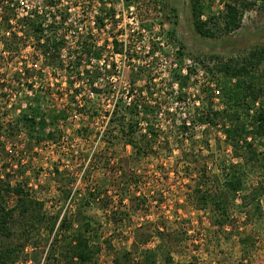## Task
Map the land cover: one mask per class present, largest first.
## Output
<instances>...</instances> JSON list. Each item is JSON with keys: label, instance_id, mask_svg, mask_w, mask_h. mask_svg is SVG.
<instances>
[{"label": "rangeland", "instance_id": "374dc122", "mask_svg": "<svg viewBox=\"0 0 264 264\" xmlns=\"http://www.w3.org/2000/svg\"><path fill=\"white\" fill-rule=\"evenodd\" d=\"M134 1L141 26L149 33L144 44L149 42L153 51H159V66L152 69L153 63L142 64L141 47L136 56L131 54L138 59L139 69L132 70L136 64H130L123 72V83L132 87L137 96L133 104L137 105L140 132L149 135L150 129L158 134L153 143L156 155L132 159V150L123 144L117 126L109 122L102 131L103 121L95 116V108L104 105L105 97L96 105L86 100L84 108H78L66 95L67 85L63 86L60 80L65 73L50 65L44 56L41 45L46 41L43 39L42 44L37 41L27 21L32 18L5 22L1 8L5 4L0 0V177L5 178L1 180L21 183L34 198L43 201L49 215L61 211L62 217L67 213L71 227L64 232L54 231L59 241L57 248L72 240L81 224L89 223L90 242L101 248L93 264H112V253L104 248L105 240L115 250L132 251L134 262L142 264L140 246L137 252L131 248L134 237L156 229L183 233L182 241L170 249L171 264H264V160L255 158L254 164L245 166L243 193L235 195L229 212L232 224L219 230L212 224L211 213L196 210L192 195L196 174L192 170L190 176L185 174L180 158L190 149L192 153H200L201 161L206 158L208 177L218 179L217 183L205 180V186L214 189L221 187L223 169L230 164H243L246 156L238 151L241 157L235 158L219 126L196 125L191 130L192 138L190 131L181 134L178 128L183 121L190 124L195 112L206 111L208 102L203 89L207 85L213 91V110L222 108L220 88L225 83L233 86V81L219 74L211 77L207 68L221 59H241L255 48H264V10L259 8L263 2L260 0L243 12L235 31L225 32L222 22L210 23L214 37L205 38L194 29L190 0ZM199 1L201 19L206 20L222 15L226 4L237 5L244 0ZM25 5L31 9L30 0ZM14 8L22 9L20 5ZM21 14L24 16V11ZM211 56L218 58L210 61ZM84 59L87 61L88 56ZM117 64L122 67L119 59ZM174 64L180 66L183 74L174 69ZM176 74L183 83L181 91L180 83L174 79ZM114 85L117 87L119 82ZM33 99L40 100L47 115L64 112V117L59 118L61 123L51 122L46 128L49 132H44L54 134L53 139L37 141L35 134L18 123L25 106L32 104ZM147 105L153 107L154 114H147ZM15 122L17 127L10 126ZM226 124L229 125L228 121ZM139 143L144 145L141 140ZM255 148L259 153L262 151L257 144ZM55 168L66 169L76 178L68 186L71 189L68 200L59 194L53 175ZM122 174L129 175L128 179ZM254 188L262 191L257 200L260 215L255 217L252 214L256 203L250 196ZM85 199L90 203L88 206ZM6 201L11 207L14 197L9 196ZM77 210L81 211L82 222L74 219ZM43 237L46 240L38 250L39 262L28 260L19 264H44L53 235L48 238L43 233ZM247 237V244H242L241 239ZM158 242L153 236L146 247L153 249ZM157 261L166 264L161 257Z\"/></svg>", "mask_w": 264, "mask_h": 264}, {"label": "trees", "instance_id": "16d2710c", "mask_svg": "<svg viewBox=\"0 0 264 264\" xmlns=\"http://www.w3.org/2000/svg\"><path fill=\"white\" fill-rule=\"evenodd\" d=\"M258 1L260 0H244L237 5L228 3L225 5V12L222 15L203 20L201 19L200 1L190 0L194 29L200 36L205 38L214 37L210 23L216 25L218 22H222L225 32L235 31L240 26L243 12L256 6L255 4ZM261 2H263V5H260L259 8L264 10V0H261ZM1 8L3 10V20L8 22L13 14V9L9 7V4ZM28 24H31L32 32L37 41L43 38L44 28L42 23L32 21ZM62 45V41H58V39H46L45 45L42 46V51L44 56H47L50 65H58L60 63L57 53H59ZM216 58L218 57L211 56L209 60L214 61ZM206 70L211 77L219 74L229 81H233V86L225 83L220 88L222 108L213 110L211 107L213 91L207 85L203 90L208 102V108L206 111L195 112L190 124L183 121L178 127L179 133L185 134L190 131L189 137L192 138V131L196 125L207 126L208 128L219 126L222 130L224 141L233 150L235 158H240L241 154L238 151H243L246 159H244L243 164L234 163L225 167L227 173L223 169L225 176L221 187H215L214 189H208L204 181L213 179L217 183L216 179L218 178L216 176L208 177L206 158L201 161L200 153H192L190 149V151L182 153L180 161L186 168L185 174L190 176L189 170L196 174L197 181L192 190L196 210L211 213L213 215V226L222 230L232 224L229 219V212L235 202V195L239 192L243 193L245 166L249 163L254 164L253 160L255 158L264 160V48H255L241 59L228 58L224 61L221 59ZM180 78L179 74L174 76V79L180 83L179 90L181 91L183 83ZM146 87L148 86L146 85ZM181 97L182 95L179 96L178 100H181ZM32 101V104L29 103L25 106L24 111L19 116L18 123H21V126L30 133L35 134L37 141L45 140L44 138L53 139L55 137L54 134L48 133L45 135L44 132L51 122L64 117V112L56 116L47 115L46 111L43 112V109H41L39 99H33ZM152 108L147 105V114H154ZM250 111H252V114H250ZM138 116L137 105L130 104L127 106L120 104L116 106L110 124L118 127L120 138L124 141L123 144L131 148L132 155L130 158L140 160V158L148 155H156L157 152L153 149V143H155L158 134L150 131V129H148L149 135L142 134L139 128ZM226 121H228L229 125L226 124ZM18 123L15 122L14 125L10 126L17 127ZM12 128L10 127L9 129L11 130ZM43 135L45 136L43 137ZM139 140L144 142V145H140ZM256 144L262 150L260 153L255 148ZM53 175L58 184L59 194L62 199L68 200L71 195V189L68 186L74 184L76 178L70 175L66 169L60 171L55 168L53 169ZM126 176L129 177V175H123L125 179H128ZM132 176L131 174L130 177L134 178ZM1 179L5 178L0 177V264H19L28 260L32 263H38V250L41 248L42 242L46 240L43 237V233L47 234L48 238L53 235L49 249L46 251L44 264H58L59 262L60 264L94 263L101 248L90 242L88 236L89 223L81 224L80 231L72 240L64 242L61 247L57 248L55 246L59 241L54 231L56 230L55 233L58 231L64 232L71 227V223L67 219V213L64 212L62 217L61 211L49 215L45 211L43 201L34 198L21 183L12 184L8 180ZM6 179L8 178L6 177ZM125 187L127 188V186ZM261 193L260 188H254L250 195L251 201L256 203L252 214L253 217L256 214L260 215V207L257 204V200ZM9 196L14 197L11 207L6 201ZM91 196L93 199L95 198L94 194H91ZM242 200H245V197ZM85 204L88 206L90 203L85 199ZM81 216V211L77 210L74 218L76 222H82ZM182 234L160 229H156L153 233H144L142 236L136 234L131 248L133 252H137L140 246L142 264H158V257H161L164 263L171 264L170 249L182 241ZM153 236L159 242L153 249H149L146 246ZM248 239L249 237L241 239L242 244H247ZM103 244L105 250L112 253V264H136L132 251H127L126 249L115 250L108 240H105ZM28 250H30L29 254L27 253Z\"/></svg>", "mask_w": 264, "mask_h": 264}, {"label": "built area", "instance_id": "2783aa9c", "mask_svg": "<svg viewBox=\"0 0 264 264\" xmlns=\"http://www.w3.org/2000/svg\"><path fill=\"white\" fill-rule=\"evenodd\" d=\"M9 1V7L13 9L9 24L14 18H21L17 22H22L30 17L28 22L39 21L44 28L43 38L38 42L47 38L62 41L57 53L60 63L54 67L66 74L60 80H63V86L67 85L66 95L71 101L82 108L86 100L96 105L101 98H106L104 105L95 108V116L103 121L102 131L117 105L128 106L137 100L133 88L123 83L124 70L129 69L130 64H136L132 67L134 71L140 66L131 54L136 56L143 48L139 57L142 64L153 63L152 69L159 66V51H153L149 42L144 44L149 33L141 26L134 0H30L31 9L25 5L27 0H2L5 5ZM14 5H20L22 9L16 11ZM117 59L122 61V67L118 66ZM174 69L184 72L176 64ZM152 81L155 84L154 78ZM115 82H119L117 87ZM158 114L160 116L162 112ZM45 132L49 131L46 129Z\"/></svg>", "mask_w": 264, "mask_h": 264}]
</instances>
